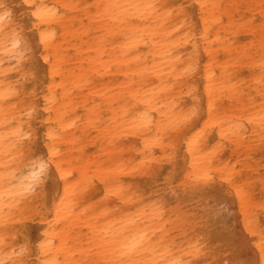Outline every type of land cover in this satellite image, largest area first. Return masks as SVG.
I'll use <instances>...</instances> for the list:
<instances>
[{
	"label": "snow or ice",
	"instance_id": "snow-or-ice-1",
	"mask_svg": "<svg viewBox=\"0 0 264 264\" xmlns=\"http://www.w3.org/2000/svg\"><path fill=\"white\" fill-rule=\"evenodd\" d=\"M81 7L88 8L89 26H94L98 33L94 41L95 47L88 49L96 53L91 63L104 65L98 71L101 75L121 71L123 76L130 78L121 85L127 88L135 82L136 76L160 77L165 74L167 67L165 58L171 56V51L156 47L159 43L157 36L160 35V29L167 23L169 16L180 14L189 6L154 2H109L81 6L74 3L49 4L47 0H13V2L0 0V53L7 54L16 60L28 57L33 71L44 66L46 74L50 70L52 76L42 98L43 110L48 113L46 121L48 130L45 133L46 156L33 158L30 154L27 157L26 174L25 171H21L17 175L15 170H9L6 165L0 164V169H4L0 171V185L12 183L15 189L12 197L15 198V202L19 204L31 201L33 207L29 209L30 211L40 214L47 208V215L52 218L47 219L46 216H40V218L48 225L45 236L52 235L53 238L43 240L34 249L22 247L19 252L14 250L13 255L29 258L15 261L13 264H264V195L246 211L245 205L253 201L250 190L246 187L243 177L234 181L231 175L234 169L226 168L224 171L228 172L226 177L229 181L228 192L240 202L243 226L240 227L241 215L234 218L235 223L232 219H227L221 196L218 195L214 203L211 194L208 193L209 182L213 179L209 171L213 167L211 161L215 152L223 147V143H218L210 150L201 147L206 129L209 127H216L222 137L226 136L234 144L243 139L244 144L240 147L244 150H247L249 136H251L253 145L259 144L260 178L264 182V52L261 54L260 73L255 79L261 103L253 112H246L242 118L221 121L215 116L219 110L215 103L217 99L244 94L239 91L240 86L235 82L236 78L227 73L223 65H220L218 72L211 69L207 71L202 85L203 93L196 97V103L191 108L187 110L174 108L167 113L161 112L159 120H154L148 109L133 112L127 118V127L114 122L102 124L100 123L101 113L106 103H111L110 99H105L109 94L96 93L102 97L99 102L92 100L87 104H82L75 100L76 90L92 81L83 75L82 70L79 74L73 73L75 78L65 80L64 65L70 53L49 48V41L56 35L52 26L57 25L58 30L63 33V41L75 49V55L78 57L79 35L75 19L76 10ZM197 7L201 10L199 21L204 23V28L201 30L202 36L209 27L205 16V10L209 7L260 8L258 20L255 16L249 18L254 26L258 25L259 35L262 38L261 48L264 49V0H261L259 5L209 6L201 3ZM212 19L219 20L220 18L212 17ZM231 19L229 15L227 20L230 22ZM65 20L72 22L65 24L63 23ZM137 21L140 23L137 24ZM193 23L198 25V22ZM188 24L189 21L185 19L179 28L183 29ZM124 25H132V27L124 31L122 28ZM178 30L173 29V31ZM114 35L124 36L120 47L124 50L122 55L125 58L131 56L136 61H141L142 56L137 55L136 52L139 51L141 45H144L156 49L155 54L161 57L160 61L138 64L135 72L113 69L109 64L121 63V61L106 60L108 54L105 43L108 37ZM169 39L174 38L169 36ZM204 39L206 40L207 37L204 36ZM182 42L193 45L191 59L195 61L200 49L197 46L196 30L191 25L184 32ZM41 47L49 50L42 55ZM209 60L210 64L213 63L211 56ZM124 62H127V59ZM74 63L78 64L79 59L77 58ZM168 71L172 69L169 68ZM196 71L197 65L194 62L184 67L186 76ZM29 78L26 75L23 80L27 82ZM166 86L162 81V87ZM132 94L139 95V93ZM21 95L33 101L23 111V115L31 121L37 111L35 101L39 100V94L35 90L29 93L27 90L21 92L19 89L9 88L7 93L0 92V101L15 107L20 102ZM247 95L250 101L254 102L255 96L252 93H247ZM9 96L15 97V101L7 99ZM80 107L84 108L83 116L77 115V119L72 120L68 115L69 111ZM110 120H112L111 117ZM14 121L16 117L9 119L0 107V126L11 127L12 134L20 140L27 139L30 143L26 147L31 153L36 146L31 143L34 140L31 124L28 125V132L24 133L22 127H17ZM18 123L23 124V118ZM77 123L84 125L85 131L94 130L97 138L103 140L104 145L112 149L119 148L120 138L135 135L147 129L148 135L141 136L143 159L155 156L156 153L153 150L164 146L163 157L168 163L166 169L168 174L167 176H154L151 187L145 186L137 189L136 195L141 198V203L150 205L151 212L148 215L153 219H158L161 223H183L186 226L195 223L203 231L202 238L190 244L183 255L177 258L171 255L170 248L155 247L151 242L150 234L146 231L126 237L114 231L107 221L106 226L89 223L94 215L89 211L93 205L109 198H115L117 201L125 199L128 193L123 177L129 174V169H132L133 165L118 160L111 164L93 165L91 168L81 166L73 170L64 163L66 160L64 153L68 149H62L59 145L65 142L64 130L77 127ZM226 126L230 132H225ZM0 140H3L2 136ZM67 143L72 145L76 141L71 140ZM13 146L18 149L20 147L19 143ZM180 152H184L186 158L190 156L192 159V166L186 172L181 171L176 163ZM205 153L208 159L201 161L199 158ZM137 159L141 160L140 157ZM50 172L56 173L57 178L64 181V186L62 194L59 186L51 187L45 205L41 203L40 193L43 191L42 186ZM93 186L100 189V201H97L95 196L90 199L85 198ZM187 193H195L200 197L199 202L192 209L186 207L182 201L177 202L181 194ZM12 197L5 201L3 193L0 192V220H2L5 205L11 207ZM221 221L226 222L221 226ZM218 228L221 229L219 232ZM73 236L82 240L83 243H78L73 247L69 240V237ZM249 237L252 239L249 240ZM217 240L220 243H216ZM253 242L255 249H258V255L255 258L249 247ZM206 248L216 259L209 261L198 259ZM32 256L36 259H32ZM0 264H6V262L0 259Z\"/></svg>",
	"mask_w": 264,
	"mask_h": 264
},
{
	"label": "bare ground",
	"instance_id": "bare-ground-1",
	"mask_svg": "<svg viewBox=\"0 0 264 264\" xmlns=\"http://www.w3.org/2000/svg\"><path fill=\"white\" fill-rule=\"evenodd\" d=\"M13 2V0H9ZM49 4L74 3L81 6L91 5L95 3H147L154 2L157 4H187L189 7L183 9L180 14H173L168 17L167 23L160 29V35L157 36V48L170 50L171 56L166 57L167 67L163 76H136L134 83L129 87H122L125 80L130 79L121 74V71H113L103 75L98 74V71L104 67L103 64L91 63L92 58L96 56L95 51L88 49L95 47V39L98 36L96 28L90 27L88 22L89 10L86 7H81L76 10L75 23L78 25L79 40L77 46L80 48L78 57L75 55V49L71 48L63 41V33L58 30L57 25H53L56 31L55 37L49 41L51 50H60L70 53L65 60L64 78L70 80L75 78L73 73L79 74L81 70L83 75L91 79V83L83 88L77 89L74 96L75 100L82 104H87L92 100L99 102L102 97L96 95L98 92L108 93L106 100H111V103H106L100 123L123 124L127 127V118L133 112H142L145 109L151 111L154 120H159L161 112H169L174 108H183L187 110L196 103V97L202 95V85L205 80L207 71H220V65L224 66L227 73H230L236 78L235 82L239 84V91L243 95H233L229 97H221L216 100L218 111L215 116L226 121L233 118H242L244 114L253 112L261 103L257 92L255 79L260 73L261 54L264 49L261 48V37L258 31V25L254 26L249 17L255 16L259 19L261 9H241L233 7H209L205 10V16L208 19L209 27L204 36L201 35V30L204 28L203 21H199L201 10L197 7L204 3L211 5H242L255 4L259 5L261 0H47ZM232 19L229 22L228 16ZM212 17H219V20H214ZM187 19L189 21L185 28H179V25ZM70 20H65L63 23H71ZM193 22H198V25ZM137 24L140 22L137 21ZM191 25L196 30L197 46L200 51L195 61H192V47L190 43H183V34ZM132 25L122 26L124 31ZM174 28L179 29L173 31ZM173 37L174 39H169ZM124 40L123 35H114L107 38L105 48L107 50L106 60L121 61V63H110L109 66L113 69H118L127 72H135L138 64L151 63L160 61L161 57L156 53V49L148 48L141 45L137 55L142 56L141 61H136L131 56L125 58L122 55L124 51L120 45ZM205 48L207 50L205 51ZM49 49L41 47V54H45ZM136 51V50H133ZM213 63L210 64L209 57ZM79 63H74L76 59ZM127 59V62H124ZM196 63L197 71L190 76L184 74V67L189 63ZM41 64L43 62L41 61ZM172 71H168V69ZM30 78L25 82L23 77ZM52 80L50 70L45 72V67L41 66L37 71H33L32 64L28 57L23 60H16L7 54L0 53V92L7 93L9 88L19 89L21 92L27 90L29 93L37 92L39 100L35 101L37 111L34 117L29 121L27 116L23 115L24 109L31 99L20 97V102L14 107L4 101H0V107L9 119L16 117L14 123L17 127H22L23 132L27 133L29 123L32 127L34 143L36 146L29 153L27 145L30 143L27 139L20 140L13 135V129L7 125L0 126V164L6 165L9 170H15L17 175L21 171L26 170L27 157L31 154L35 157H45L47 148L45 141V133L48 130L47 116L48 113L43 110L42 98L48 85ZM162 81L166 87H162ZM71 87V84H69ZM59 91V89H57ZM155 92V95H153ZM132 93H139L133 95ZM247 93H252L255 100L250 101ZM9 100L15 101V97H7ZM84 108H75L74 111H69V117L72 120L77 119V115L83 116ZM110 117L112 120H110ZM23 118L24 123L18 121ZM67 119V118H66ZM247 127V122H246ZM225 132H230L226 126ZM147 136L148 131L145 129L141 133L131 136H124L118 140L119 148L112 149L104 145V141L97 138L94 130L85 131V126L77 123V127L66 128L64 130L65 142L59 146L62 149H68L64 155L66 160L64 163L69 165L73 170L85 166L91 168L93 165L111 164L122 160L124 163L133 165L129 169V174L123 179L126 181L125 189L127 196L125 199L117 201L115 198L103 200L98 204L93 205L89 209L94 213L89 223L100 226H106L105 222L110 225L114 231H117L121 236L131 237L138 232L146 231L151 236L152 244L157 248H170L171 255L180 258L190 244L195 243L203 236L201 227L195 223L184 225L183 223H161L158 219H153L148 213L151 212V207L147 203H141V198L136 195L137 189L145 186L151 187V181L154 176H167L166 169L168 163L163 157L164 146L156 147L153 151L155 156H149L146 160L143 159L144 153L143 142L141 136ZM75 140L76 143L69 145L67 141ZM223 143V147L218 149L211 161L213 167L209 169L213 179L209 182L208 193L211 194L212 201H216L219 195L224 201L230 202L234 206L235 217L241 215L240 227L243 226V218L241 214L240 202L228 192L229 181L226 178L228 172L226 168H233L232 179L235 181L240 177L244 178L246 187L250 190L253 197L251 204L245 205V210L255 204L259 198L264 195V182L260 178L259 161L261 154L259 144L253 145V140L249 136L248 148L244 150L240 145L244 144L241 139L234 144L229 138L222 137L220 131L216 127L206 129V135L203 138L201 147L203 149L215 148L218 143ZM19 143V149L13 145ZM243 153V154H242ZM250 156V158H249ZM13 157L15 159H13ZM140 157L141 160L137 158ZM201 161H207V153L200 158ZM143 161V162H142ZM176 163L181 171H187L192 166L190 156L186 158L184 152H180ZM135 169V170H133ZM4 171V169H0ZM223 172V175H222ZM26 174V171H25ZM53 186H59L61 194L63 192L64 181L57 178V174L50 172L48 178L44 181L43 191L40 193L41 203L47 204L48 193ZM15 191L12 183L0 185V192L3 193V199L8 201ZM95 196L97 201H100V189L93 186L89 189V193L85 198ZM13 203L11 207L5 205V211L0 220V259H3L6 264H13L15 261L28 259V256L13 255V251L19 252L22 247L34 249L45 239H52L53 236H45L47 223L40 218L47 215L45 212L37 214L30 211L33 207L31 201L16 203L12 197ZM176 199V197H173ZM200 200L199 195L195 193L181 194L177 201L192 209ZM86 232L87 229L85 228ZM252 238L249 237V240ZM73 247L76 244H82V240H78L76 236L69 237ZM216 243H220L219 240ZM253 258L258 255V249H255L254 242L249 245ZM36 259L35 256L31 257ZM205 261L216 259L210 251L205 249L204 253L198 257Z\"/></svg>",
	"mask_w": 264,
	"mask_h": 264
},
{
	"label": "rangeland",
	"instance_id": "rangeland-1",
	"mask_svg": "<svg viewBox=\"0 0 264 264\" xmlns=\"http://www.w3.org/2000/svg\"><path fill=\"white\" fill-rule=\"evenodd\" d=\"M199 201H197L198 203ZM214 203L216 201H213ZM223 203L225 205V215L227 216V219H232L233 220V223H235V213H234V206L233 204H231L230 202H227V201H224L223 200ZM226 221H221V226L225 223ZM221 229L218 228L217 231L219 232Z\"/></svg>",
	"mask_w": 264,
	"mask_h": 264
}]
</instances>
